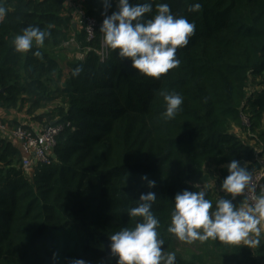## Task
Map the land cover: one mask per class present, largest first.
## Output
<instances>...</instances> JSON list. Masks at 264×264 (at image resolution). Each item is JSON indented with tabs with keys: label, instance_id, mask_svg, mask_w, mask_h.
Listing matches in <instances>:
<instances>
[{
	"label": "trees",
	"instance_id": "trees-1",
	"mask_svg": "<svg viewBox=\"0 0 264 264\" xmlns=\"http://www.w3.org/2000/svg\"><path fill=\"white\" fill-rule=\"evenodd\" d=\"M66 1L0 0L7 9L0 20V109L28 106L40 126L65 127L50 163H34L29 172L22 151L0 139V264H54V254L55 264H116L109 237L135 226L139 218L126 210L148 191L157 194L152 212L175 264H264L262 225L255 248L211 239L189 244L167 232L177 193L204 189L213 207L227 198L212 184L215 169L225 177L222 166L236 159L253 178L264 171V0H156L195 24L188 45L177 49L179 67L159 79L104 49L102 0H82L100 24L91 39L75 27ZM195 2L201 11L189 13ZM114 11L113 0L109 15ZM29 26L51 33L40 57L35 46L25 54L13 48ZM72 39L81 57L68 62L65 76L57 53ZM76 68L82 71L74 76ZM162 91L183 98L167 121ZM56 99L63 106L45 113ZM142 176L156 187L148 189Z\"/></svg>",
	"mask_w": 264,
	"mask_h": 264
},
{
	"label": "clouds",
	"instance_id": "clouds-1",
	"mask_svg": "<svg viewBox=\"0 0 264 264\" xmlns=\"http://www.w3.org/2000/svg\"><path fill=\"white\" fill-rule=\"evenodd\" d=\"M105 18L99 32L107 49L116 51L119 58L130 62L131 68L139 75L159 79L171 69L178 68L180 60L176 53L178 48L186 47L194 34L195 24L184 16H175L167 3L156 0H114L116 11L107 15V9L113 0H102ZM155 4V9L153 5ZM202 9L199 2L188 6L189 13H198ZM7 15V9L0 6V20ZM50 32L39 27L29 26L14 37L12 44L17 53L41 56L40 48ZM81 68H76L73 75H79ZM165 111L161 118L173 119L181 109L183 98L175 92H161ZM227 175L220 182L219 190L227 198L213 202L206 199L204 189L198 191L184 190L175 195L171 211L169 234L185 243L218 240L228 245H243L248 248L261 244V225H264V188L256 192L252 185V173L247 163L232 159L223 165ZM147 188L156 187L155 180L147 176ZM194 186V185H193ZM249 195L239 204L234 201ZM157 200L153 191L141 193L135 207L128 208L127 215L139 218L134 227H124L109 237V254L116 259V264H175V253L164 251V240L157 231L160 222L153 214L152 207ZM56 254L52 260L55 264ZM71 264H87L84 259H73Z\"/></svg>",
	"mask_w": 264,
	"mask_h": 264
},
{
	"label": "built area",
	"instance_id": "built-area-1",
	"mask_svg": "<svg viewBox=\"0 0 264 264\" xmlns=\"http://www.w3.org/2000/svg\"><path fill=\"white\" fill-rule=\"evenodd\" d=\"M66 8L72 14L74 25L80 30H85L90 39L93 38L96 28L100 26L99 22L95 18L88 17L81 6L75 5L72 0L66 1ZM110 8L111 6L107 9V15L110 14ZM103 47L105 49L104 45ZM32 125L21 124L12 128L0 123V139L15 140L20 144V150L24 154L22 167L26 172L31 170L34 163H50L57 139L65 128L63 124H50L46 127L40 125L32 127ZM25 126L29 129H23Z\"/></svg>",
	"mask_w": 264,
	"mask_h": 264
},
{
	"label": "rangeland",
	"instance_id": "rangeland-1",
	"mask_svg": "<svg viewBox=\"0 0 264 264\" xmlns=\"http://www.w3.org/2000/svg\"><path fill=\"white\" fill-rule=\"evenodd\" d=\"M77 4H80V6H82V0H75ZM79 29V28H78ZM80 30V29H79ZM73 40V41H72ZM70 40V42L67 44V45H64L62 51L58 52L57 55L59 57V61H60V66L62 67V69L65 71V76L68 74V70H67V64L69 61H72L74 58H78V57H81V55L78 53V49H77V45L75 43V40L72 39ZM104 45V44H103ZM106 48V47H105ZM49 109H45V113L47 112H52L56 107L58 106H63V100L62 99H56L54 103L50 104L49 105ZM28 108V106H27ZM25 108H23L21 111H23ZM27 110V109H26ZM44 112L43 111H40L38 114H43ZM44 113V114H45ZM246 126V125H245ZM248 127V126H247ZM235 129L234 132L236 134L240 133L239 131H237ZM240 136H242L243 134L240 133L238 134ZM257 140H254V141H249V143L253 146H256L258 145ZM260 151V149H258V152ZM247 167H249V165L247 164ZM219 169H215L214 170V175H213V179H214V182L212 184H215L216 187H220V182L223 180V176H221L219 173H218ZM264 178V172L263 173H260L259 176L253 178L252 180V185L251 187H254L256 189V192H258L261 188H264V187H261V180ZM244 195H246L248 197L249 193L246 191L244 193ZM264 225H262L263 227ZM264 229V227H263Z\"/></svg>",
	"mask_w": 264,
	"mask_h": 264
},
{
	"label": "crops",
	"instance_id": "crops-1",
	"mask_svg": "<svg viewBox=\"0 0 264 264\" xmlns=\"http://www.w3.org/2000/svg\"><path fill=\"white\" fill-rule=\"evenodd\" d=\"M72 2L75 5H80V4H77L75 0H72ZM25 107L27 109V106H25ZM26 109H24L23 111H21V110H18V111L12 110V111H9V112H6L3 109H0V123L6 124V125H8L9 127H12V128H16V127L13 126L15 123H16V125L18 124L19 126L21 124H28V125L29 124H33L32 127L38 126L39 124L36 123V122H33L31 120V118L28 116ZM11 142L16 147H18L20 149V144L17 141L11 140Z\"/></svg>",
	"mask_w": 264,
	"mask_h": 264
},
{
	"label": "water",
	"instance_id": "water-1",
	"mask_svg": "<svg viewBox=\"0 0 264 264\" xmlns=\"http://www.w3.org/2000/svg\"><path fill=\"white\" fill-rule=\"evenodd\" d=\"M55 158H56V156L54 155V156H53V159H55Z\"/></svg>",
	"mask_w": 264,
	"mask_h": 264
}]
</instances>
